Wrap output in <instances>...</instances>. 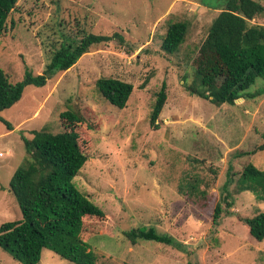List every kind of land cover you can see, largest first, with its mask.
I'll list each match as a JSON object with an SVG mask.
<instances>
[{
    "label": "rangeland",
    "instance_id": "374dc122",
    "mask_svg": "<svg viewBox=\"0 0 264 264\" xmlns=\"http://www.w3.org/2000/svg\"><path fill=\"white\" fill-rule=\"evenodd\" d=\"M264 6V0H254ZM225 0H18L0 35V69L11 84L25 68L42 74L61 45L88 34L119 33L124 43L93 46L74 66L56 73L42 88L28 86L21 100L1 112L0 224L19 220L21 211L9 189L26 153L23 139L32 131H67L64 111L81 114L74 131L87 160L73 179L75 187L104 212L83 218L81 239L97 264H264V239L248 237L239 218L264 212L250 192L237 194L236 181L247 164L264 170V95L216 106L187 86L199 88L194 61L210 24ZM188 24L183 44L165 53L168 22ZM252 23L264 25V18ZM100 78L133 86L124 109L97 91ZM166 84L167 99L158 129L149 125L156 93ZM264 86L261 79L247 94ZM228 177L232 213H225ZM223 211L216 228L212 212ZM153 227L181 243L135 244L125 232ZM0 264H20L0 249ZM38 264H72L43 250Z\"/></svg>",
    "mask_w": 264,
    "mask_h": 264
},
{
    "label": "trees",
    "instance_id": "16d2710c",
    "mask_svg": "<svg viewBox=\"0 0 264 264\" xmlns=\"http://www.w3.org/2000/svg\"><path fill=\"white\" fill-rule=\"evenodd\" d=\"M18 0H0V35L6 29L7 19ZM224 8L212 20L207 36L194 61L195 78L199 88L187 86L190 94L210 100L216 106L233 105L239 99L264 95V86L247 94L257 79L264 82V25L252 23L264 18V6L254 0H225ZM188 24L184 21L168 22L161 48L174 54L183 44ZM124 43L122 35L88 34L79 43L61 45L55 50L42 74L33 75L25 68L22 81L11 84L0 69V114L18 103L26 87L42 88L54 74L65 72L76 64L91 47L111 42ZM99 94L111 105L124 109L133 86L115 78H100L95 83ZM163 82L156 93L150 113L149 125L158 127V118L167 99ZM69 130L53 134L46 130L32 131V139H23L26 158L14 171L9 189L21 211L19 220L0 224V249L20 264H38L43 250H50L72 264H97L98 257L87 242L81 239L83 218H103V210L91 202L74 185L73 179L84 166L87 156L79 146V135L74 131L84 117L76 112L60 114ZM2 122L12 130L9 122ZM264 141V132H263ZM264 151V142L258 147ZM228 177L222 187L225 213L230 215L232 201ZM237 194L250 192L256 201L264 203V170L247 164L239 178L233 181ZM223 207L216 204L212 224H219ZM248 237L261 242L264 239V212L251 218H239ZM126 239L152 241L180 248L182 245L168 234H159L153 227H141L125 232Z\"/></svg>",
    "mask_w": 264,
    "mask_h": 264
}]
</instances>
